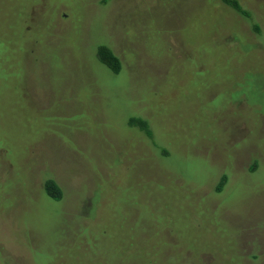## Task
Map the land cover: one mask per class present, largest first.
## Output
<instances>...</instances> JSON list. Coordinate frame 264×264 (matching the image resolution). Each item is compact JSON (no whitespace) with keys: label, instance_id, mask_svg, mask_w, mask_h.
<instances>
[{"label":"rangeland","instance_id":"374dc122","mask_svg":"<svg viewBox=\"0 0 264 264\" xmlns=\"http://www.w3.org/2000/svg\"><path fill=\"white\" fill-rule=\"evenodd\" d=\"M238 1L0 0V264H264V0Z\"/></svg>","mask_w":264,"mask_h":264},{"label":"trees","instance_id":"16d2710c","mask_svg":"<svg viewBox=\"0 0 264 264\" xmlns=\"http://www.w3.org/2000/svg\"><path fill=\"white\" fill-rule=\"evenodd\" d=\"M226 6L232 8L235 12L248 19L251 17L249 11L245 10L238 0H220ZM255 30L258 31V27L255 25ZM98 58L106 64L113 72H119L121 69V62L117 55L107 47L101 46L98 49ZM130 125L136 126L141 131L145 133L149 132L148 121L142 118L131 119ZM224 180H222L223 182ZM221 182V184H222ZM220 184V186H221ZM46 191L54 199H60L63 196L62 189L55 180H48L45 184Z\"/></svg>","mask_w":264,"mask_h":264}]
</instances>
